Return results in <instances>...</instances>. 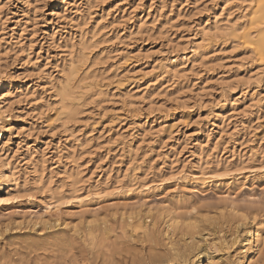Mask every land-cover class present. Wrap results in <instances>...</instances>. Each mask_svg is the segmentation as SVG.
<instances>
[{"label":"rangeland","instance_id":"374dc122","mask_svg":"<svg viewBox=\"0 0 264 264\" xmlns=\"http://www.w3.org/2000/svg\"><path fill=\"white\" fill-rule=\"evenodd\" d=\"M223 2L0 0V188L18 182L0 196L22 197L0 204V264H179L191 241L160 212L209 213L201 263L249 264L264 236V2L230 9L253 43L203 36Z\"/></svg>","mask_w":264,"mask_h":264},{"label":"bare ground","instance_id":"6f19581e","mask_svg":"<svg viewBox=\"0 0 264 264\" xmlns=\"http://www.w3.org/2000/svg\"><path fill=\"white\" fill-rule=\"evenodd\" d=\"M196 1V0H195ZM253 1V0H252ZM262 1V0H261ZM198 2V1H197ZM244 2V1H243ZM242 2V4H244ZM234 3V0H224V2H223V4L221 5V7H220V9H219V12H218V14L217 15H215V17H214V21H213V23H214V25L213 26H211L212 28H208L207 26H205V27H203V30H202V32H203V36L204 37H208L209 39L210 38H215V37H218L220 34V36H222L223 34H227L229 31H232L233 33H234V35H238V34H240L241 33V35L243 34V37L246 39V41L248 42V43H253L254 42V40H252V37H253V35L255 34V32H253V30L251 29V28H246L245 27V24H237V23H234V22H231L230 20H231V18H232V14L230 13V9H231V6H232V4ZM250 4V3H249ZM244 5H246V4H244ZM247 6V5H246ZM241 7V6H240ZM243 7V6H242ZM246 8V7H245ZM264 8V7H263ZM245 10H247V9H244V11ZM261 10V9H260ZM261 13V12H260ZM109 15V14H108ZM224 15H226V19L225 20H223L222 21V18H223V16ZM258 15V14H257ZM239 20V19H238ZM237 22V21H236ZM259 23V22H258ZM252 24V23H251ZM250 26V25H249ZM254 27H255V25H254ZM233 35V36H234ZM239 36V35H238ZM236 37V36H235ZM205 41V40H204ZM255 50L258 52V56H261V53H264V37H262V38H259V39H257L256 40V42H255ZM203 54H204V52L203 51H199V49L196 47L195 49H193V56H198V58H201V57H204L203 56ZM192 56V57H193ZM183 59V61H184V59H186V61L188 60L189 62H192L190 65L191 66H193L194 67V64H196V59L193 61V60H191V58H187V56L186 57H183L182 58ZM200 60V59H199ZM175 61H177V60H175ZM182 61V60H181ZM180 61V63L178 64H172L170 67H165V70H163V72L161 73V79H178L179 78V76H180V69H179V67L180 68H183L184 67V64H182V62ZM185 61V62H186ZM175 63V62H174ZM193 64V65H192ZM181 65L183 66V67H181ZM186 66V65H185ZM177 68L179 69V70H177ZM73 70V69H72ZM185 71V70H184ZM264 72V71H263ZM72 73V72H71ZM182 73V72H181ZM178 74H179V76H178ZM75 75V71L73 72V76ZM183 74H181V76H182ZM117 76V75H116ZM125 76V75H124ZM252 76V75H251ZM177 77V78H176ZM250 77V76H249ZM248 78V77H247ZM252 79H253V77H251ZM96 79V78H95ZM248 79H250V78H248ZM247 80V79H246ZM247 81H249V80H247ZM161 82V81H160ZM160 84V83H159ZM162 84V83H161ZM247 84V83H246ZM64 87V86H63ZM144 90V89H143ZM142 91V90H141ZM145 91V90H144ZM12 93H11V90L10 89H4V91H1V93H0V101L2 102L1 104L3 105V104H5V102H6V97H8V96H10ZM133 98V97H132ZM136 98V97H135ZM138 98V97H137ZM255 100V99H254ZM260 102V101H259ZM235 103L236 102H233L232 103V108H234V106H235ZM131 105H133V103H130ZM2 107H0V109H1ZM224 119V118H223ZM222 129V128H221ZM221 129H220V127H219V130L221 131ZM218 144V142H216V144L215 145H213L214 147H211L212 149H216L217 147H216V145ZM243 144V143H242ZM81 145V144H80ZM241 145V144H240ZM83 146H85V145H83ZM79 148V147H78ZM80 148H82L81 146H80ZM203 148V147H202ZM210 148V149H211ZM82 149H84V148H82ZM71 151H72V153H75L76 152V149H75V147H72L71 149H70ZM70 151V152H71ZM211 151H213V150H211ZM72 155H74V154H72ZM3 156V155H2ZM133 156V155H132ZM229 162V161H228ZM225 163H227V161L225 162ZM80 173L81 172H79L78 174H77V176H76V178L74 179V186L75 185H78V183H80ZM80 175V176H79ZM2 178V177H1ZM10 177H8V176H3V179L5 180V181H3L2 183H3V187L2 188H6L7 190H8V193L9 192H11L12 190H17V187H18V182L15 180L14 182H12L11 183V181H13V180H11V179H9ZM41 181H42V179H41ZM1 185V184H0ZM2 188H0V189H2ZM75 188V187H74ZM75 192H76V190H75ZM75 192H73V193H75ZM6 198H4V197H2V196H0V200H5ZM62 199H64V197H63V195H60V196H57V195H54V194H50L49 195V197H47V205H49V207L51 208V206H55V205H57V204H59L60 203V201L62 200ZM82 199V198H81ZM79 200V199H78ZM81 201H86V200H81ZM80 200H79V202H81ZM83 203V202H82ZM84 204V203H83ZM230 210V209H229ZM233 210V211H232ZM222 211V210H221ZM225 211V210H224ZM231 211L233 212V215H235L237 218H239V220L240 221H245L246 219H247V216L244 214V217H246V219L244 218V217H241V216H239V215H237V213L238 212H240V211H236V210H234V208L233 209H231ZM208 212V211H207ZM160 215L162 216L163 215V218H164V220H165V222H166V228H167V233H172V235L174 236L176 233L178 234V233H181L180 235H182L183 237H187V238H189V240L191 241L190 243H191V245H190V250H191V252L190 253H188V254H186V255H181V254H176V258H177V260L179 261V264H186V262H191V264H194V262L196 261V264H198V262H200L201 263V261H200V259H199V257H201V254L198 252V251H196V243L194 242V240H195V234L201 229V227H202V225L206 222V221H204L203 219H202V217L203 216H205V215H207V216H209L211 219L209 220V221H207V222H214V220H215V217L213 216V217H211L210 216V214L209 213H206V214H203V215H196V216H194L193 218H190L191 220H196V221H198L199 222V224H200V228H199V230L198 231H195V232H193V231H190L189 229H187V228H184V227H179V228H176V227H173V221L174 220H180L181 222H182V224L184 223V222H186V221H188V220H190V219H186V218H181L180 216H178V215H176V214H174V213H168V212H166V213H161L160 212ZM223 215H225V214H223ZM206 222V223H207ZM214 224V223H213ZM200 232V231H199ZM166 233V234H167ZM169 233V234H170ZM168 236V235H167ZM182 238V237H181ZM185 238H183V239H185ZM252 251H253V254H254V257H253V259H252V257H251V261L249 262V264H252V261H254L255 262V260H254V258H257L258 257V255H260V253L261 252H263V249H264V236L262 237V236H260V235H258L257 234V236H256V240H255V242H254V244L252 245V247L250 248ZM196 251V252H195ZM251 252V251H250ZM177 261V262H178ZM202 264V263H201Z\"/></svg>","mask_w":264,"mask_h":264},{"label":"snow or ice","instance_id":"6c2138e0","mask_svg":"<svg viewBox=\"0 0 264 264\" xmlns=\"http://www.w3.org/2000/svg\"><path fill=\"white\" fill-rule=\"evenodd\" d=\"M262 2H264V0H262ZM0 10H2V9H0ZM249 47H251V45H249ZM249 59H251V57H249ZM258 63L261 64V65H264V53H261V58L259 59ZM252 82L253 81H251V80L248 81V83H252ZM5 115H7V113H5ZM52 134L55 135V133H52ZM252 171L264 172V168L252 169ZM228 174L230 175L231 173H228ZM170 179H176V177L173 176V177H170ZM166 182L167 181H164V183H166ZM109 194H111V193H109ZM21 198L22 197H20V196H13V197H11V198H9L7 200H0V204L11 203L13 200H17V199H21ZM28 198L32 199L33 197H28ZM70 203H72L71 200L62 201L60 204L55 205V207H56L57 210H59L61 207L64 206V204H70ZM195 212H196V209L193 208L191 210V213H195ZM191 213L189 215H191ZM237 215H239L241 217H244V213L243 212H238ZM244 218L246 219V217H244ZM202 219L207 222L211 218L209 216L205 215V216L202 217ZM90 223H91V221H90ZM181 226L184 227V228H187V229H189L190 231H193V232L198 231L199 228H200V224L196 220H191L190 219V220L184 222L183 224H182V222L180 220H174L173 221V227L179 228ZM186 264H191V262L190 261L186 262Z\"/></svg>","mask_w":264,"mask_h":264}]
</instances>
